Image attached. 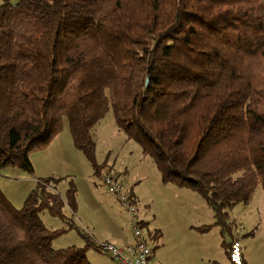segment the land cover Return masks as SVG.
I'll use <instances>...</instances> for the list:
<instances>
[{
	"label": "trees",
	"instance_id": "1",
	"mask_svg": "<svg viewBox=\"0 0 264 264\" xmlns=\"http://www.w3.org/2000/svg\"><path fill=\"white\" fill-rule=\"evenodd\" d=\"M109 111L161 180L199 193L217 223L258 185L264 199V0H3L0 168L33 172L29 153L66 118L98 172L93 129ZM48 179L19 208L0 187V264H91L86 251H102ZM66 203L74 216L73 184ZM43 210L84 245L53 248L66 229L46 227Z\"/></svg>",
	"mask_w": 264,
	"mask_h": 264
},
{
	"label": "rangeland",
	"instance_id": "2",
	"mask_svg": "<svg viewBox=\"0 0 264 264\" xmlns=\"http://www.w3.org/2000/svg\"><path fill=\"white\" fill-rule=\"evenodd\" d=\"M9 1L15 4L19 0ZM93 133L95 159L103 163L98 172L73 145L65 118L61 131L46 146L29 153L33 172L10 164L0 168V187L6 198L19 208L36 185V178L49 177L51 188L65 199L63 211L67 218L71 216L91 238L106 240L122 233L123 238L133 239L132 214L120 201L121 195L132 192L134 216L136 221L143 220L141 230L152 246V259L160 262L155 264H230L226 252L231 236L239 239L247 264H264V199L260 185L248 202L228 209L227 225L220 224L199 193L161 180L153 160L117 128L111 111L95 125ZM108 173L121 185L120 192L108 189L104 182ZM72 184L74 216L66 203ZM39 217L50 229H66L52 240L53 248L84 245L77 230L68 229L65 221L47 210L40 211ZM86 258L91 264H117L107 253L94 248L86 251Z\"/></svg>",
	"mask_w": 264,
	"mask_h": 264
},
{
	"label": "built area",
	"instance_id": "3",
	"mask_svg": "<svg viewBox=\"0 0 264 264\" xmlns=\"http://www.w3.org/2000/svg\"><path fill=\"white\" fill-rule=\"evenodd\" d=\"M104 182L107 184L108 189L111 192H120L121 185L112 175L106 174L104 176ZM120 201L132 214H134V205L129 202L126 194L120 196ZM133 234V244L123 248L109 242H104L99 244L101 250L107 253L117 264H151V249L142 233L141 227L138 226L136 220H134ZM229 260L232 264H242L241 244L238 239L231 242Z\"/></svg>",
	"mask_w": 264,
	"mask_h": 264
},
{
	"label": "crops",
	"instance_id": "4",
	"mask_svg": "<svg viewBox=\"0 0 264 264\" xmlns=\"http://www.w3.org/2000/svg\"><path fill=\"white\" fill-rule=\"evenodd\" d=\"M113 177H114V175H112ZM36 177H34V179H35ZM37 179V178H36ZM127 196H128V194H126ZM132 204H134V203H132ZM132 214V213H131ZM134 218V219H133ZM132 220L134 221V220H136V217L134 216V214H132ZM139 221H143V220H139ZM137 222V221H136ZM113 238H111V237H109L108 239H106V240H96V239H94V238H92L97 244H101V243H104V242H109V243H112V244H114V245H117V246H119V247H127V246H129V245H131V244H133L134 243V234H133V239H132V237L131 236H129L128 238H123L122 237V233H118V234H116L115 236H112ZM145 237V236H144ZM146 238V237H145ZM236 239H238L237 237H236ZM239 240V239H238ZM147 243H148V241H147ZM149 244V243H148ZM149 247H150V249H151V255H150V262H151V264H155V263H160L159 262V260H156L155 259V261H153V255H154V253H153V249H152V246H150L149 245ZM242 249V248H241ZM226 254H227V252H226ZM242 258L244 259V262H245V264H247L246 263V260H245V257H244V254H243V251H242ZM228 260H229V256H228ZM229 262H230V260H229ZM230 264H232L231 262H230Z\"/></svg>",
	"mask_w": 264,
	"mask_h": 264
}]
</instances>
